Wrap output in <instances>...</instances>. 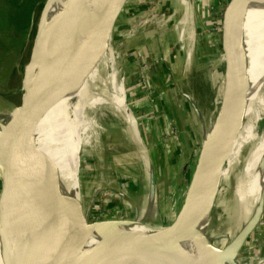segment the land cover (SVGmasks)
<instances>
[{
    "label": "rangeland",
    "instance_id": "rangeland-1",
    "mask_svg": "<svg viewBox=\"0 0 264 264\" xmlns=\"http://www.w3.org/2000/svg\"><path fill=\"white\" fill-rule=\"evenodd\" d=\"M256 1L249 0L245 5L241 22ZM201 4L202 0H127L124 3L111 44L115 56L113 66L118 72L116 89L135 119L144 155L133 142V125H127L123 134L120 120L108 114L105 108L96 110L94 139L98 138V145L76 159L75 196L88 223L130 221L134 224H107L115 233H130L140 223L149 224L153 229L167 227L177 216L221 107L220 87L224 76L215 38L219 3L218 0H205L209 13L205 14L207 17L199 18L196 8ZM1 8L4 7L0 5ZM39 12H35L32 28H29L20 52L13 32L0 23V116L4 118L11 114L20 96L21 75ZM46 17L47 14L44 21ZM240 57L247 69L246 79H249L257 64L252 62L250 65L248 54L243 53ZM11 66L15 69L14 75L10 78L6 75L4 79ZM141 67L150 68L154 74L147 77L139 71ZM136 68L137 73L133 72ZM101 69L99 73L104 78L109 74V64L102 65ZM37 70L38 67L35 76ZM99 78L104 83L105 80ZM134 78H138L143 89L137 106L130 95L133 93L130 83ZM101 83L99 88L103 86ZM104 91L109 92V88L106 86ZM153 98L156 103L151 100ZM263 108L264 87L245 121V125H255V132L263 117ZM103 114L106 116L100 118ZM253 147L254 140L240 145L233 165L219 185L206 228V236L217 249L223 250L230 243L237 222L241 221L240 213L235 214L232 195ZM10 175L9 170L0 166L1 179L10 180ZM151 175L154 177L153 191L150 189ZM259 177L258 172L256 185ZM25 216L22 215V219ZM100 233L91 232L87 244L84 234L81 235V257L100 240ZM13 242L19 244L5 264H26L30 242L15 239L10 244ZM9 253L11 255V251ZM258 260L264 264V203L259 223L236 256L239 264Z\"/></svg>",
    "mask_w": 264,
    "mask_h": 264
},
{
    "label": "water",
    "instance_id": "water-1",
    "mask_svg": "<svg viewBox=\"0 0 264 264\" xmlns=\"http://www.w3.org/2000/svg\"><path fill=\"white\" fill-rule=\"evenodd\" d=\"M47 1H44L40 9L33 32L28 60L21 75L18 102L11 112L10 120L4 125L0 134V166L7 170L23 172L22 177L16 181L0 178V207L10 208L13 206L20 197L27 181L32 180V193L29 195L28 203L26 202V205L28 204L26 212L30 222H36L38 232L34 243L31 245L26 264H66L74 246L78 243L79 238L75 236H79V231L82 229L89 227L100 232V229L110 223L134 224L130 221L88 223L82 207H80L79 214L82 225L78 229L79 231L72 234L71 238H65L59 254L56 251V212L58 205L61 210V218L64 217V198L57 191L59 171L52 158L40 150L34 139L26 133L30 125L43 116L64 92L86 81L97 69L112 46L113 32L127 0H107L102 10L96 34L85 45L77 67L72 71V66L68 65L62 72H59L60 62L69 51L84 0H66L65 10L58 21V24L59 22L61 24V32L57 36L50 37L45 44L38 48V29ZM248 1L229 0L217 19L215 38L221 52L224 76L220 87L221 107L217 121L211 131L208 159L201 160L202 150L181 208L174 221L169 226L162 227V230L155 234L127 232L101 234L100 240L89 250L79 264H128L136 260L148 264H179L180 260L171 250V247L190 241L194 235L208 249L218 254H224L225 250L215 248L203 232L194 228L200 207V205L195 206V203L203 183V188H209L208 191L211 192L207 196V198L209 197L207 204L210 218L219 185L224 179L221 178V175L228 165V156L240 131V115L238 114L240 103L238 100L241 99L245 89V79L241 74L243 69L242 57L233 48L232 36L235 18ZM38 64H41L40 87L33 88L31 86L32 72ZM128 110L132 115L129 107ZM132 118L135 121L133 116ZM153 186L154 177L151 175L150 189L152 191L154 190ZM263 203L264 191L254 221L231 243V246L232 244L235 246V250L242 249L249 235L259 223L263 213ZM1 221L2 223L5 221L4 216ZM72 239L73 241H71ZM234 256L232 257L235 258Z\"/></svg>",
    "mask_w": 264,
    "mask_h": 264
},
{
    "label": "bare ground",
    "instance_id": "bare-ground-1",
    "mask_svg": "<svg viewBox=\"0 0 264 264\" xmlns=\"http://www.w3.org/2000/svg\"><path fill=\"white\" fill-rule=\"evenodd\" d=\"M247 3L245 5H247ZM65 4L66 0H48L46 2L42 15V22H40L41 24L39 25L38 48L45 44L50 37L57 36L61 32V24L60 22L58 24V21L65 10ZM105 4V0H84L81 13L75 25L74 37L70 44L69 51L61 60L60 67L58 66L59 72H62L68 65L72 66V71L77 67L76 65H78L80 61L85 45L89 43L96 34V29ZM245 5L235 18L232 44L234 45L233 48L236 49L240 56L243 53L248 54L250 65L252 62H255L257 66L254 69L253 75L250 76L249 79H246L247 69L245 70L242 64L243 69L241 74L245 79V89L243 90L241 99L238 100L240 103L238 112L240 115V131L234 143V147L228 156V165L221 175L222 179L227 175L236 159L240 145H242L243 142L246 143L254 140V147L242 170L241 181L238 187L234 189L232 195V201L234 202L236 211L235 214L240 213L238 216L241 221L237 222L235 232L231 236L235 235L230 240V243L223 249L225 250L224 254H218L208 249L195 235L188 242L172 246L171 250H173L175 255L179 258V264H239L236 262V256L240 250H235V246H233V244L231 246V243L234 242L245 228L251 225L255 219L256 211L262 202V194L264 191V108L262 110L263 117L257 124L256 132L254 130L255 125L254 127L252 125H245V121L247 117L250 116L251 107L253 103L257 101L259 92L264 87V0H257L253 4L251 10L247 11L244 15L241 22ZM253 10L255 15L252 16ZM46 14L47 17L44 21ZM238 25L240 26L238 27ZM114 59V52L110 47L100 65L94 70L93 76L90 75L83 83L64 92L43 116L30 125L26 133L34 139L36 146L40 150L52 158L59 171L60 177L57 191L59 195L64 198V217L61 218V210L58 205L56 212L55 240L58 254L61 252V247L65 238H71L72 234L79 231L78 229H80L82 225L79 214L81 204L75 196L76 159L77 156L83 154L84 151H91L98 145V138L96 137V140L94 139V135L96 136L94 131L97 130L96 122L93 120L95 113L99 109L105 108L108 114L122 122L123 134L127 131V125H133V142L137 145L141 155H144V148L135 126L136 123L128 110V105L117 93L116 80L118 78V72H116L113 66ZM106 64H109V74L103 78L99 72L102 71L101 66H106ZM37 67V75L35 76ZM40 69L41 64H38L32 72L31 86L33 88L40 87ZM99 77L105 80L103 81L104 83H101L102 80ZM100 83L103 84V86L99 88ZM106 86L109 88V92L107 93L104 91ZM104 116L106 115L103 114L100 118ZM10 118L11 114L6 118L0 116V134L4 125L8 123ZM97 118L99 119V117ZM255 137L256 139H254ZM210 146L211 133H209L205 141L201 157L202 161L208 159ZM144 162L146 164L148 163L146 159H144ZM9 172L11 174L10 181H16L23 175L22 171L9 170ZM258 172L260 173V177L256 185ZM201 185L202 188L199 189L196 196L195 206L200 205V207L194 222V228L206 235V228L209 220L207 204L209 197L207 198V196H209L210 191H208L209 188H203V183ZM31 193L32 180L29 179L20 197L13 206L10 208L0 207V264H5L9 256H13L14 249L19 244L14 242L10 244L11 241L15 239L17 242L28 240L31 248L32 243H34L36 239L38 226H36L35 221L30 222V218L26 212L28 207L26 202ZM22 215L26 216L22 219ZM3 216L5 217V223L1 221ZM151 227L152 226L149 224L140 223L138 226H135L130 233L155 234L162 230V227L159 229H153V227ZM93 231V229L87 227L79 231V236L77 235L75 237L80 238L81 235L84 234L86 242L87 237ZM99 231L101 232L100 234H115L113 227L109 225ZM71 241H73V239ZM9 251H11V255ZM80 253L78 239V243L74 246L66 264H79L87 254L81 257ZM233 255H235V258L232 257ZM260 260L263 259L261 258ZM260 260L257 262L249 261L244 264H260ZM128 264L148 263L136 260Z\"/></svg>",
    "mask_w": 264,
    "mask_h": 264
},
{
    "label": "trees",
    "instance_id": "trees-1",
    "mask_svg": "<svg viewBox=\"0 0 264 264\" xmlns=\"http://www.w3.org/2000/svg\"><path fill=\"white\" fill-rule=\"evenodd\" d=\"M44 0H0V5L4 8L0 10V18L2 20L1 25L10 29L13 32V35L16 37V48L20 52L24 39L28 34L32 19L37 13L42 5ZM8 4L9 6H5ZM15 69L13 66L7 69L4 74V79L6 75L10 78L11 75H14Z\"/></svg>",
    "mask_w": 264,
    "mask_h": 264
},
{
    "label": "crops",
    "instance_id": "crops-1",
    "mask_svg": "<svg viewBox=\"0 0 264 264\" xmlns=\"http://www.w3.org/2000/svg\"><path fill=\"white\" fill-rule=\"evenodd\" d=\"M210 2L212 1V0H209ZM229 0H218V3H219V13H218V16H217V19H218V17H219V14H220V12L224 9V7H225V5H226V3L228 2ZM204 2H205V0H202V4L200 5L201 6V8H200V6H198L197 5V8H196V12H197V14L196 15H198L197 17H199V18H201V17H207L205 14H208L209 13V9L210 8H207L206 9V5L204 4ZM205 6V7H204ZM200 10V11H199ZM182 35L183 36H185V31H183V33H182ZM139 71L140 72H143V73H145L144 75H147V77H150V75H153L154 74V71H150V68H147V67H141L140 69H139ZM133 72H135V73H137V68H136V71H133ZM157 74V73H156ZM139 78V77H138ZM138 78H136L137 80H135V78H134V81L133 82H131L130 83V91L132 90L133 91V93H131L130 95L132 96V98H133V103H135V105L137 106V105H139L140 103H139V101H140V99H142L141 97H142V91H143V89H142V87H141V82L140 81H138ZM135 82V83H134ZM154 82L152 81L151 82V85L153 84ZM153 89V87H151V90ZM151 100H153V103H156V98H153V99H151ZM138 113H139V115H141V111L140 110H138L137 111Z\"/></svg>",
    "mask_w": 264,
    "mask_h": 264
}]
</instances>
